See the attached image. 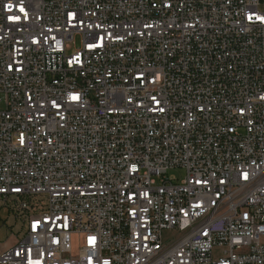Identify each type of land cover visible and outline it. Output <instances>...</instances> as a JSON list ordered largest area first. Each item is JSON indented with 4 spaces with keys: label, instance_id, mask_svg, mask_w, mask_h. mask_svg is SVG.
Masks as SVG:
<instances>
[{
    "label": "built area",
    "instance_id": "2783aa9c",
    "mask_svg": "<svg viewBox=\"0 0 264 264\" xmlns=\"http://www.w3.org/2000/svg\"><path fill=\"white\" fill-rule=\"evenodd\" d=\"M262 4L0 0V264H264Z\"/></svg>",
    "mask_w": 264,
    "mask_h": 264
},
{
    "label": "rangeland",
    "instance_id": "374dc122",
    "mask_svg": "<svg viewBox=\"0 0 264 264\" xmlns=\"http://www.w3.org/2000/svg\"><path fill=\"white\" fill-rule=\"evenodd\" d=\"M260 10L264 11L263 4L260 6ZM75 44L79 45L78 38L75 40ZM183 175V172L178 169H171L169 171L170 177L181 179ZM8 205H4L3 201L0 199V251L11 247L16 242L17 238L22 235L21 228L23 218L21 216L17 218L15 213L11 211V204L8 203ZM13 210L15 212L17 211L14 207Z\"/></svg>",
    "mask_w": 264,
    "mask_h": 264
},
{
    "label": "snow or ice",
    "instance_id": "6c2138e0",
    "mask_svg": "<svg viewBox=\"0 0 264 264\" xmlns=\"http://www.w3.org/2000/svg\"><path fill=\"white\" fill-rule=\"evenodd\" d=\"M8 7H9V10H11V6L9 5ZM20 11L23 12V11H24V8L21 7V8H20ZM9 19H10V20H19V17H18V16H16V17H9ZM249 19H251V17H249ZM95 46H96V45H94V44H89V45H88L89 48H92V47H95ZM78 98H79V97H78L77 95H72V96H71V99H72L73 101L78 100ZM53 105H54V106H57L55 101H53ZM161 110H162V109H161ZM245 179H247V174H245ZM197 183H200V181H197ZM33 227H34V229H35L36 225L34 224ZM94 240H95L94 237H89V243H90V244L93 243Z\"/></svg>",
    "mask_w": 264,
    "mask_h": 264
},
{
    "label": "trees",
    "instance_id": "16d2710c",
    "mask_svg": "<svg viewBox=\"0 0 264 264\" xmlns=\"http://www.w3.org/2000/svg\"><path fill=\"white\" fill-rule=\"evenodd\" d=\"M15 215H16V217H17V218H19V217H20V215H17V213H15Z\"/></svg>",
    "mask_w": 264,
    "mask_h": 264
}]
</instances>
